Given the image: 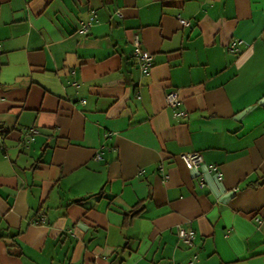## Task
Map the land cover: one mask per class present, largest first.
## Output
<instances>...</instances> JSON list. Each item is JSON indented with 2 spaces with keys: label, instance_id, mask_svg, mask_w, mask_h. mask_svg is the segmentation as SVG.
I'll return each mask as SVG.
<instances>
[{
  "label": "crops",
  "instance_id": "crops-1",
  "mask_svg": "<svg viewBox=\"0 0 264 264\" xmlns=\"http://www.w3.org/2000/svg\"><path fill=\"white\" fill-rule=\"evenodd\" d=\"M0 45V264H264V0H0Z\"/></svg>",
  "mask_w": 264,
  "mask_h": 264
},
{
  "label": "built area",
  "instance_id": "built-area-1",
  "mask_svg": "<svg viewBox=\"0 0 264 264\" xmlns=\"http://www.w3.org/2000/svg\"><path fill=\"white\" fill-rule=\"evenodd\" d=\"M95 17H96L95 14H91L87 20L82 21L80 26H79V31L81 33H84V34L88 33ZM180 20L184 25H190L191 24V21L188 19L180 18ZM229 48L231 50H238L237 40L232 41ZM1 51H2V48L0 45V52ZM134 55L137 58V61H138V64L140 66L142 73L148 74L152 65H153V62H154V56L150 51H148L147 49H144L142 47L141 39H140V36L138 34H136L134 36ZM82 101L85 102L84 100H82ZM166 101L169 105H171L173 107H178L181 104L182 99H181L177 90L171 89L166 94ZM176 114H185V111L179 110L176 112ZM38 132H39V128L33 127L31 129L32 138L34 137V134H36ZM180 157L183 159L184 163L186 164V166L188 168L199 167V165L202 163V161L204 159L201 151H197V150L182 152V153H180ZM96 158L100 159V158H102V155L100 153H98L96 155ZM210 170L217 171L219 176L222 175V172L220 171V169L217 165L211 166ZM178 235L187 244L193 245L196 233L193 229H187L184 226H179ZM196 260H197V257H196V255H194L188 261V264H194Z\"/></svg>",
  "mask_w": 264,
  "mask_h": 264
},
{
  "label": "trees",
  "instance_id": "trees-1",
  "mask_svg": "<svg viewBox=\"0 0 264 264\" xmlns=\"http://www.w3.org/2000/svg\"><path fill=\"white\" fill-rule=\"evenodd\" d=\"M8 232L7 233H2L1 235L4 236V237H7V238H12V239H15V236L17 235V232H12V230H10V228L7 229ZM14 245L13 243H10L9 244V251L13 252V253H20V249H16V248H12Z\"/></svg>",
  "mask_w": 264,
  "mask_h": 264
}]
</instances>
